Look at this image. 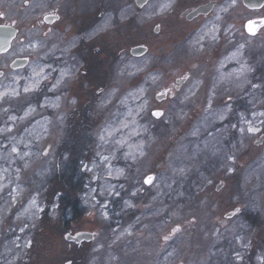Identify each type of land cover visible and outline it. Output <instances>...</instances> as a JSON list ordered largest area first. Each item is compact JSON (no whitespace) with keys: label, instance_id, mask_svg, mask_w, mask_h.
Segmentation results:
<instances>
[{"label":"rangeland","instance_id":"rangeland-1","mask_svg":"<svg viewBox=\"0 0 264 264\" xmlns=\"http://www.w3.org/2000/svg\"><path fill=\"white\" fill-rule=\"evenodd\" d=\"M145 54L142 70L149 71ZM246 57L238 50L216 74L203 72L200 92L181 96L156 125L154 89L137 95L142 103L131 109L128 100L117 106L125 96L102 95L116 107L101 142L80 140L72 96L44 105L39 87L24 92L37 67H26L31 79L18 96L2 79L0 264H264V47ZM54 104L70 139L57 140ZM59 162L65 174L55 173ZM73 170L82 216L65 230L60 200ZM79 230L94 239L78 246L65 238Z\"/></svg>","mask_w":264,"mask_h":264},{"label":"flooded vegetation","instance_id":"flooded-vegetation-1","mask_svg":"<svg viewBox=\"0 0 264 264\" xmlns=\"http://www.w3.org/2000/svg\"><path fill=\"white\" fill-rule=\"evenodd\" d=\"M0 26L14 33L8 51L0 54L4 86L23 90L32 74L26 67L43 69L47 79L41 78L36 90L39 101L72 96L77 130L84 133L80 140L101 142V135L108 139L105 122L116 107L102 95L125 96L117 106L128 100L131 109L142 103L137 95L154 89L153 113L164 115L179 107L181 96L200 92L205 73L216 74L219 63L238 50L254 57L264 47V0H0ZM141 48L150 54L149 71L142 70L146 54ZM191 58L199 59L192 68ZM62 75V83L53 88ZM53 113L57 140L70 139L73 131L62 126L59 105ZM155 117L152 124L163 122L162 116ZM62 151L58 142L59 161ZM58 164L55 173L65 174ZM75 171H70L73 179Z\"/></svg>","mask_w":264,"mask_h":264},{"label":"trees","instance_id":"trees-1","mask_svg":"<svg viewBox=\"0 0 264 264\" xmlns=\"http://www.w3.org/2000/svg\"><path fill=\"white\" fill-rule=\"evenodd\" d=\"M74 179H78V178L75 177ZM74 179L72 177L68 176V179L66 181H65V179L63 180V181H65L64 183H66V185H68V187L70 188L69 192L67 191L68 193L66 195H63L61 197V200H60V202L63 204L62 208L67 210V213L65 212L66 215L62 216V221L64 222L63 228L65 230H67V228L70 227V223H74L75 221H78L82 216L80 213L81 208H82V206L80 204L81 200L79 197L74 199L72 196L75 192L79 191V186L77 183H75L76 181ZM78 181H79V179H78ZM80 181H79V183H81ZM60 191H64V189L63 190L60 189ZM60 210L62 211L61 208H60ZM70 215H71V217H70ZM72 218H74V220H72Z\"/></svg>","mask_w":264,"mask_h":264},{"label":"snow or ice","instance_id":"snow-or-ice-1","mask_svg":"<svg viewBox=\"0 0 264 264\" xmlns=\"http://www.w3.org/2000/svg\"><path fill=\"white\" fill-rule=\"evenodd\" d=\"M213 39H215V37H213ZM249 71L251 70V69H248ZM42 73H43V69H41L40 71H36L35 69H33V75L35 76V77H37V79H36V81L34 82V83H29V85L28 86H26V87H24V92H31V91H33V90H35L36 88H38L39 87V85H40V83H41V78L42 79H47V77L46 76H42ZM242 74V73H241ZM185 77H182L181 79H184ZM62 80H63V75L61 76V79H59V80H57L56 81V83L55 84H53L52 85V87L53 88H56V87H58L61 83H62ZM253 87H256V85H253ZM13 95H19V93L18 92H13L12 93ZM4 95H7L6 93H0V98H2ZM229 99H231V97H229ZM73 103H74V101H73ZM53 107H58V105H53ZM30 111H34V110H30ZM29 113H25V115H28ZM155 116H157V117H160V116H162L163 115V113L162 112H160V111H156V112H154L153 113ZM261 115H264V113H261ZM218 119H224V116H223V114H221L219 117H218ZM262 123H264V122H262ZM235 127V126H234ZM241 131H243V129H241ZM248 131H250V132H259L260 131V129L259 128H256V127H249L248 128ZM100 139L101 140H104V136L103 135H101V137H100ZM12 151L13 152H16V151H18V149H16V148H13L12 149ZM104 159H107V157H105ZM230 159H232L233 161L235 160V157L233 156V157H230ZM85 167H87V166H85ZM229 171H234V169H229ZM109 175H111V172H109ZM153 180H154V177L153 176H149L148 178H147V180H146V183H148V184H151L152 182H153ZM94 199V198H93ZM33 204H35V201H33ZM239 211V209H236V212H238ZM235 214V213H234ZM21 230H23V229H21ZM179 230V228H177L176 229V231H178ZM166 239H167V237H165ZM238 255V258H241L242 259V257H239V254H237Z\"/></svg>","mask_w":264,"mask_h":264},{"label":"water","instance_id":"water-1","mask_svg":"<svg viewBox=\"0 0 264 264\" xmlns=\"http://www.w3.org/2000/svg\"><path fill=\"white\" fill-rule=\"evenodd\" d=\"M14 33H6L5 27L0 26V53L5 52L11 43V39L13 37ZM146 52V48H141L140 53L144 54ZM66 239L74 242H81L82 241H92L94 239V234L88 231H79L74 234L67 233ZM66 264H70L67 262Z\"/></svg>","mask_w":264,"mask_h":264}]
</instances>
